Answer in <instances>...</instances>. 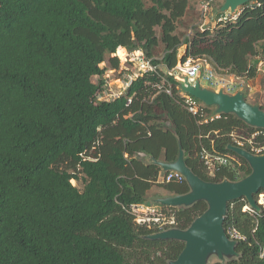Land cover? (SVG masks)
Returning <instances> with one entry per match:
<instances>
[{
    "label": "trees",
    "instance_id": "16d2710c",
    "mask_svg": "<svg viewBox=\"0 0 264 264\" xmlns=\"http://www.w3.org/2000/svg\"><path fill=\"white\" fill-rule=\"evenodd\" d=\"M189 7V0H0V264H169L185 243L145 238L156 230L137 223L129 208L156 204L162 195L148 197L156 185L168 195L190 188L185 179L160 181L171 171L153 158L174 162L181 145L203 179L251 173L228 149L236 144L230 133L263 129L234 114L203 122L188 110L180 80L160 65L169 70L188 57L205 58L219 71L256 78L264 61V0L243 5L236 20L181 35ZM123 47L143 50L158 69L132 80L119 97L100 99L108 68L101 64L119 69ZM163 80L171 94L157 87ZM205 110L216 114L215 106ZM212 141L239 160L237 169L208 174L200 151L213 150ZM246 205H228L224 226L241 238L240 257L226 264H264V206L251 213ZM169 209L176 227L186 229L207 203Z\"/></svg>",
    "mask_w": 264,
    "mask_h": 264
},
{
    "label": "water",
    "instance_id": "95a60500",
    "mask_svg": "<svg viewBox=\"0 0 264 264\" xmlns=\"http://www.w3.org/2000/svg\"><path fill=\"white\" fill-rule=\"evenodd\" d=\"M252 0H225L220 11L236 13ZM180 87L186 93L196 97L207 106H215L216 112L234 114L247 125L264 129V110L249 103L243 92L234 94L223 90L215 91L203 85L199 78L190 81L183 77ZM228 149L245 159L251 173L240 180L224 179L211 181L201 178L187 164L185 152L180 145L179 155L174 162H165L153 158L164 173L180 172L189 185L185 194L168 195L155 199V203L168 207H189L198 201H205L207 209L196 217L186 229L168 228L145 236L151 240H178L185 243L179 256L169 264H211L213 258L226 264L240 257L238 241L231 238L224 226L225 215L230 202L244 199L254 211H260L263 203L256 198L264 190V153L256 154L248 149L230 143Z\"/></svg>",
    "mask_w": 264,
    "mask_h": 264
},
{
    "label": "built area",
    "instance_id": "2783aa9c",
    "mask_svg": "<svg viewBox=\"0 0 264 264\" xmlns=\"http://www.w3.org/2000/svg\"><path fill=\"white\" fill-rule=\"evenodd\" d=\"M212 0L206 1L202 10L204 13H208L210 9ZM241 10L236 13H231L230 11L222 12L218 21H228V20H236L240 14ZM126 51L125 54V63H131L135 67V73L132 74V77L127 81L126 87H124V91L118 94L111 93L110 99L119 97L123 94L126 89L129 87L132 80L147 74L156 72L158 67L152 62L151 58H148L143 50H135L129 51L124 48ZM118 51V50H117ZM261 63V62H260ZM259 63V64H260ZM258 64V65H259ZM259 67V66H258ZM169 75L174 76L178 80H183V77H188L190 81H194L196 78H201L205 81V85L211 89L216 91L223 90L227 93H234L236 91H242L247 88H250L249 80L246 77L237 76L228 71H219L215 68L207 59H195L192 57H188L185 60H180L177 65L167 70ZM157 87L160 90H165L167 93H172L171 84H166L165 80L162 83L158 84ZM103 94L100 96L102 98ZM132 98L128 99V104L132 103ZM185 104L190 112L194 115H199L202 117L203 122L212 121L214 119L220 118L221 113L216 112V114L209 116V114L205 110V104L197 99L196 97L186 94L185 96ZM217 134V132H215ZM264 135V129L260 131H256L250 133L248 135H239L235 133V131L230 133L231 138L234 140L236 145L242 147H248L250 150L256 154L264 153V142L260 141L258 137L260 135ZM209 136V135H207ZM213 142V150H209L206 147H203L200 151V157L203 160L208 174L210 176H215L216 171L219 170L222 166H228L229 168L237 169L238 168V159L233 158L229 154L221 153ZM165 181L177 180L181 181L185 179V177L177 171H171L167 176L163 177ZM264 200V196L262 198ZM261 201V199H260ZM264 205V202H262ZM244 210H248L249 212H255L249 206H246ZM129 212L134 215V218L139 224H146L149 227H152L158 231H163L168 228L176 227L177 217L176 214L169 209L168 206H162L160 204H134L129 208ZM229 235L231 238L239 239L241 238L240 234L236 230H230ZM261 255H264V247L262 248Z\"/></svg>",
    "mask_w": 264,
    "mask_h": 264
},
{
    "label": "rangeland",
    "instance_id": "374dc122",
    "mask_svg": "<svg viewBox=\"0 0 264 264\" xmlns=\"http://www.w3.org/2000/svg\"><path fill=\"white\" fill-rule=\"evenodd\" d=\"M208 0H189V10L186 16L182 19L181 23L179 24L178 33L181 35H191L195 28L203 29L205 27H214L218 23V18L220 17V7L224 4L225 0H212L210 9L208 13H204L202 10L203 4ZM124 48V47H123ZM186 46L183 45L179 49V57L181 58L185 52ZM163 46L158 49L156 53V58L160 59L163 54ZM126 51L124 50V56H120L117 51V56L120 59L121 65L119 69H115L109 66L108 62H104L101 66H108L104 78L106 80V90L103 92V99H110L111 93L118 94L124 91V87H126L127 81L132 77V74L135 73V67L133 64L125 63L123 57H125ZM258 74L257 77L252 80V85L250 88L243 90L244 93L247 94V101L251 104L259 103L260 105L264 106V61L258 65ZM162 70L167 71L163 65H160ZM100 77L98 75H93L92 80L94 82H98ZM250 80V79H248ZM184 92V91H183ZM185 93V92H184ZM183 93V94H184ZM235 93V92H234ZM238 133V132H235ZM232 156V155H231ZM233 158L237 159L235 156ZM164 177V176H163ZM163 177L160 178V181L163 180ZM72 183L82 187L81 182L73 179ZM165 193L166 190L163 189L161 186L156 185L153 189L149 192L148 197L150 199L154 198L156 195H161V193ZM264 196V193H261L259 196V201ZM157 199V198H156ZM260 201V202H261ZM151 202V201H149ZM155 202V199H154ZM262 203V202H261ZM248 206V205H246ZM245 206V207H246ZM264 206V205H263ZM244 207V208H245ZM217 258H213L211 260V264L217 262Z\"/></svg>",
    "mask_w": 264,
    "mask_h": 264
},
{
    "label": "crops",
    "instance_id": "0c3cea01",
    "mask_svg": "<svg viewBox=\"0 0 264 264\" xmlns=\"http://www.w3.org/2000/svg\"><path fill=\"white\" fill-rule=\"evenodd\" d=\"M121 48V47H120ZM200 79V81H201V83L202 84H204L205 85V81L204 80H202L201 78H199ZM249 82H250V85H252V80L250 79L249 80ZM161 177H163V175L161 176ZM161 195L164 197V196H168V193L167 192H163V193H161Z\"/></svg>",
    "mask_w": 264,
    "mask_h": 264
},
{
    "label": "bare ground",
    "instance_id": "6f19581e",
    "mask_svg": "<svg viewBox=\"0 0 264 264\" xmlns=\"http://www.w3.org/2000/svg\"><path fill=\"white\" fill-rule=\"evenodd\" d=\"M123 56H124V55H123ZM123 58H124V60H125V57H123ZM203 85H204V84H203ZM213 90H214V89H213ZM215 91H216V90H215ZM219 91H220V90H219ZM236 92H238V91H236ZM236 92H235V93H236ZM241 92H243V90H242ZM226 93H227V92H226ZM243 93H244V92H243ZM229 94H234V93H229ZM244 95H245V94H244ZM162 181H165V180H164V178H163V180H162ZM262 202H264V200H263V199H262ZM248 206H249V205H248ZM249 207H250V206H249Z\"/></svg>",
    "mask_w": 264,
    "mask_h": 264
},
{
    "label": "flooded vegetation",
    "instance_id": "af4514ba",
    "mask_svg": "<svg viewBox=\"0 0 264 264\" xmlns=\"http://www.w3.org/2000/svg\"><path fill=\"white\" fill-rule=\"evenodd\" d=\"M260 196V195H259ZM262 202V201H261Z\"/></svg>",
    "mask_w": 264,
    "mask_h": 264
}]
</instances>
